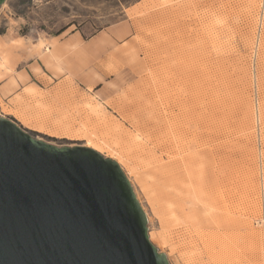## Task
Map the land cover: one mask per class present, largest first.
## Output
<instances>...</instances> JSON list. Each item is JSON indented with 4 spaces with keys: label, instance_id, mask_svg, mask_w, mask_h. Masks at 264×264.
Masks as SVG:
<instances>
[{
    "label": "rangeland",
    "instance_id": "obj_1",
    "mask_svg": "<svg viewBox=\"0 0 264 264\" xmlns=\"http://www.w3.org/2000/svg\"><path fill=\"white\" fill-rule=\"evenodd\" d=\"M0 62V115L118 161L170 264H264V0H5Z\"/></svg>",
    "mask_w": 264,
    "mask_h": 264
},
{
    "label": "water",
    "instance_id": "obj_2",
    "mask_svg": "<svg viewBox=\"0 0 264 264\" xmlns=\"http://www.w3.org/2000/svg\"><path fill=\"white\" fill-rule=\"evenodd\" d=\"M146 224L115 160L0 115V264H170Z\"/></svg>",
    "mask_w": 264,
    "mask_h": 264
},
{
    "label": "bare ground",
    "instance_id": "obj_3",
    "mask_svg": "<svg viewBox=\"0 0 264 264\" xmlns=\"http://www.w3.org/2000/svg\"><path fill=\"white\" fill-rule=\"evenodd\" d=\"M3 62V61H2ZM1 63V62H0ZM4 64V63H3ZM1 66H2V63H1ZM4 66V65H3ZM1 68V67H0ZM2 69V68H1ZM91 143V142H90ZM89 146L90 148H92V149H94V150H96V148L93 146V145H89L88 144V142H87V144L85 145V146ZM110 157V156H109ZM115 160V159H114ZM118 162V161H117ZM190 162H192V160H190V161H188L187 163H190ZM184 163V161H177L175 164H170L171 166H168L167 168H169V170H168V174H169V177H170V183L173 185H177L176 183H178V182H181V181H184V179H182V178H180L179 176H177L178 175V172H179V170H181L182 169V167H183V164ZM183 168H186V167H183ZM188 173V172H187ZM191 176V175H190ZM219 177H220V179L221 180H216V182H217V184H218V186H220V187H222L223 185H224V183H225V181L227 180V175H226V173L225 172H223L222 174H221V176L219 175ZM189 178V177H188ZM194 178V177H193ZM191 181V180H190ZM190 181H189V183H190ZM173 187V186H172ZM171 187V188H172ZM217 187V186H216ZM224 187V186H223ZM179 189H180V187H179ZM193 190V189H192ZM191 190V191H192ZM197 191V190H196ZM188 195V194H187ZM186 195V196H187ZM216 203V202H215ZM217 203H218V201H217ZM220 203V202H219ZM220 205H221V203H220ZM225 205V204H224ZM167 206V205H166ZM169 206V205H168ZM166 208V207H165ZM169 209V208H168ZM167 211H169L170 212V210H167ZM172 212V211H171ZM170 212V213H171ZM169 213V214H170ZM173 213V212H172ZM175 216V215H174ZM173 218V217H172ZM174 219V218H173ZM229 219V217L227 218V217H225L224 218V220H228ZM242 222V221H241ZM255 233V232H254ZM221 241V244H222V247L221 248H223V249H226L227 248V245H226V241H223V240H220ZM254 241V240H253ZM224 242V243H223ZM229 247V246H228Z\"/></svg>",
    "mask_w": 264,
    "mask_h": 264
},
{
    "label": "crops",
    "instance_id": "obj_4",
    "mask_svg": "<svg viewBox=\"0 0 264 264\" xmlns=\"http://www.w3.org/2000/svg\"><path fill=\"white\" fill-rule=\"evenodd\" d=\"M13 80L11 78L9 79L7 73L3 72L0 68V98L5 102V104H9V102L14 99V92L19 86L18 79L14 77Z\"/></svg>",
    "mask_w": 264,
    "mask_h": 264
}]
</instances>
